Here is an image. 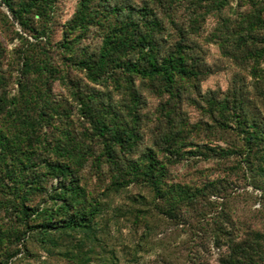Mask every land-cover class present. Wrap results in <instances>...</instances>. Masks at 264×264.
Here are the masks:
<instances>
[{
  "label": "trees",
  "instance_id": "1",
  "mask_svg": "<svg viewBox=\"0 0 264 264\" xmlns=\"http://www.w3.org/2000/svg\"><path fill=\"white\" fill-rule=\"evenodd\" d=\"M78 1L55 40L58 0H0L8 22L21 28L14 29L15 93L0 50V212L11 221L0 222V264L20 252L14 241L27 249L29 237L67 264H117L100 235L103 198L83 182L89 163L99 177L109 172L105 196L138 183L170 217L195 211L201 196L215 192L218 179L196 187L172 179L170 165L196 155H217L234 171L247 168L264 194V0H239L247 8L236 17L224 13L233 0ZM210 15L220 23L209 40L237 70L224 91L203 92L210 67L189 31L198 33ZM55 82L71 100L56 95ZM144 91L162 99L158 116L169 127L157 126L154 146L137 154ZM185 100L208 118L191 124ZM203 129L229 132L234 140L226 147L187 140ZM38 193L52 203L33 205ZM200 215L201 222L207 213ZM217 215L208 223L226 246L222 264H264V227L239 233L231 215Z\"/></svg>",
  "mask_w": 264,
  "mask_h": 264
},
{
  "label": "rangeland",
  "instance_id": "2",
  "mask_svg": "<svg viewBox=\"0 0 264 264\" xmlns=\"http://www.w3.org/2000/svg\"><path fill=\"white\" fill-rule=\"evenodd\" d=\"M78 2V0H58L54 16L55 40L59 38L62 24L70 19ZM230 5L224 10L225 15L230 17H236L237 11H244L247 8V5L241 4L239 0H233ZM183 10L184 7H181L178 14H181ZM5 13L9 18L5 17ZM219 18L217 15H210L198 33L189 31L190 37L198 45L204 61L210 67V73L200 83L203 92L209 88H221L224 91L231 85L237 70L221 54L218 44L209 40L220 23ZM7 19H11V14L0 2V50L4 53V65L1 70L12 73L11 79H13L19 73L16 57L19 39L15 36L14 29L20 31L21 28L17 23L13 28ZM95 40L97 43L98 39ZM11 61L13 62L9 66ZM96 86L100 85L96 84ZM17 87L13 79L9 89L15 93ZM53 88L59 98L71 100L62 84L55 82ZM114 97L116 101L121 100L120 95L114 94ZM144 98L145 103L141 105V111L144 113L143 135L137 147V154L154 146L158 132L157 126L158 129L169 127L166 120L160 122L161 119L158 116L162 99L148 91H144ZM182 108L191 124L208 118L205 112L190 100L183 101ZM73 117L76 120L75 115ZM197 131L193 130L189 133L187 140L192 139L195 143L201 144L209 143L212 146L220 144L225 147L234 140L229 132L219 129L214 133L209 129ZM155 148L158 147L155 146ZM221 159L217 155H211V157L196 155L191 159H184L170 165L172 179L192 187L201 186L215 179L219 180L214 194L211 193L207 197L201 196L195 211L189 214L184 212L178 217H170L163 212H158V207L150 204L153 194L147 187L138 183H130L121 190H112L105 196L103 190L109 181V172L99 177V174L95 173L96 168H90L89 163L83 171V182L87 185L90 194L103 198L104 209L98 217L100 235L114 249L117 264H222L221 253L226 246L221 245L211 236L210 232L214 229V223L212 226L208 223L217 220V213L221 211H224L226 216L231 215L234 218L236 225L240 227L239 233H245L251 228L263 229L264 194L258 186L261 181L255 180L254 173L247 168L234 171L228 165V160ZM31 203L44 205L52 202L46 194L38 193L32 196ZM202 210L207 215L200 222ZM6 215L5 212H0V222L9 226L11 221ZM147 223L150 225L149 228H146ZM151 228H153L152 231ZM17 246L20 247V252L9 264L12 261L16 264H67V261L56 253H49L34 240V237H29L27 249L23 241L19 243L14 241L13 249ZM94 260L96 261H93V264L97 262V259Z\"/></svg>",
  "mask_w": 264,
  "mask_h": 264
}]
</instances>
